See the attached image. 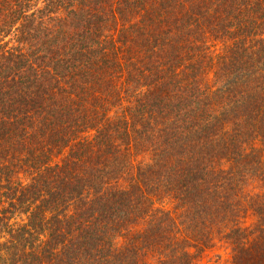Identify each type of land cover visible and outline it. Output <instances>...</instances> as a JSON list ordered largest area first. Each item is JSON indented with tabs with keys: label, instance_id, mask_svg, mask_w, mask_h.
I'll list each match as a JSON object with an SVG mask.
<instances>
[{
	"label": "trees",
	"instance_id": "trees-1",
	"mask_svg": "<svg viewBox=\"0 0 264 264\" xmlns=\"http://www.w3.org/2000/svg\"><path fill=\"white\" fill-rule=\"evenodd\" d=\"M264 264V0H0V264Z\"/></svg>",
	"mask_w": 264,
	"mask_h": 264
},
{
	"label": "rangeland",
	"instance_id": "rangeland-1",
	"mask_svg": "<svg viewBox=\"0 0 264 264\" xmlns=\"http://www.w3.org/2000/svg\"><path fill=\"white\" fill-rule=\"evenodd\" d=\"M215 258L213 257V253H210L206 257H204L201 261L196 262L195 264H216L214 263Z\"/></svg>",
	"mask_w": 264,
	"mask_h": 264
}]
</instances>
